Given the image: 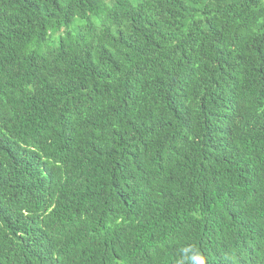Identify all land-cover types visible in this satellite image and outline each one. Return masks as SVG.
Returning a JSON list of instances; mask_svg holds the SVG:
<instances>
[{
  "label": "trees",
  "instance_id": "1",
  "mask_svg": "<svg viewBox=\"0 0 264 264\" xmlns=\"http://www.w3.org/2000/svg\"><path fill=\"white\" fill-rule=\"evenodd\" d=\"M264 264V0H0V264Z\"/></svg>",
  "mask_w": 264,
  "mask_h": 264
},
{
  "label": "clouds",
  "instance_id": "2",
  "mask_svg": "<svg viewBox=\"0 0 264 264\" xmlns=\"http://www.w3.org/2000/svg\"><path fill=\"white\" fill-rule=\"evenodd\" d=\"M193 260L196 261V264H207L206 257L203 256V254H199L198 256L192 257Z\"/></svg>",
  "mask_w": 264,
  "mask_h": 264
}]
</instances>
